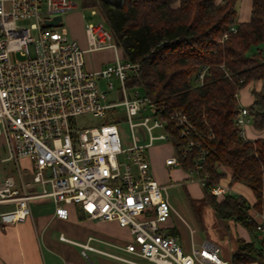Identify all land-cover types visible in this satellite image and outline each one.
<instances>
[{
  "label": "built area",
  "instance_id": "2783aa9c",
  "mask_svg": "<svg viewBox=\"0 0 264 264\" xmlns=\"http://www.w3.org/2000/svg\"><path fill=\"white\" fill-rule=\"evenodd\" d=\"M76 6L71 0H0V224L9 215L24 222L34 201L49 200L61 220L69 219L70 206H78L90 220L127 228L131 240L120 248L130 258L99 252L129 264H232V256L224 257L213 241L192 244L186 252L166 227L176 211L168 186L153 174L149 151L157 144L174 149L170 125L184 144L165 159L166 168H182L186 180L208 187L218 199L228 192L221 178L211 179L197 132L183 112L166 114L143 88L129 91L138 87L128 79L140 65L123 58L108 26L86 25V49L66 38L63 17ZM58 16L57 26L47 25ZM236 31L229 26L223 39ZM96 50H113L114 59L91 71L84 55ZM207 73L201 66L195 84L202 85ZM111 79L120 87L115 97ZM249 123L248 107L240 104L243 138ZM188 158L194 165L184 167L182 159ZM218 169L222 178L230 173L223 164ZM257 230H264L262 223ZM82 249L83 255L95 250L88 243Z\"/></svg>",
  "mask_w": 264,
  "mask_h": 264
},
{
  "label": "trees",
  "instance_id": "16d2710c",
  "mask_svg": "<svg viewBox=\"0 0 264 264\" xmlns=\"http://www.w3.org/2000/svg\"><path fill=\"white\" fill-rule=\"evenodd\" d=\"M83 3L101 10L123 58L140 65L128 85L143 88L164 113L177 110L186 114L197 132L194 139L207 151L205 167L211 179L217 181L223 176L218 164L229 168L231 183L247 185L256 198L254 209L264 215V138H243L237 125L240 90L264 77V58L259 49L264 40V0H252L247 22L237 21L238 0ZM231 25L237 31L228 32L223 39ZM201 66H207L208 73L203 84L196 85ZM252 94L250 123L262 130L264 88ZM170 126L172 144L179 152L184 141ZM182 163L184 167L194 165L189 158L182 159ZM203 193L222 223L234 221L255 236L258 223L250 215L245 198L227 194L219 200L208 187ZM259 261L264 264V237L259 239V246L254 241H237L232 264Z\"/></svg>",
  "mask_w": 264,
  "mask_h": 264
},
{
  "label": "crops",
  "instance_id": "0c3cea01",
  "mask_svg": "<svg viewBox=\"0 0 264 264\" xmlns=\"http://www.w3.org/2000/svg\"><path fill=\"white\" fill-rule=\"evenodd\" d=\"M216 1L219 3L222 0ZM237 8V21H249L252 0H238ZM262 88H264L262 80L251 81L240 90L239 103L248 107L254 101L252 92L260 91ZM245 138L249 140L264 138V129L257 130L249 123L245 127ZM162 146L156 145L151 149L153 154L151 153L150 161L153 174L160 183L168 186L167 193L169 187L175 184H181L184 187L188 203L185 213H188L194 221L199 219L198 229L205 235V238L200 237L195 240L196 229L182 217L176 204L171 202L168 193L176 212L172 214L166 227L171 233L180 237L184 250L190 252L192 244L200 245L204 241H211L212 238L216 240V231H213L210 222L214 221L217 225L219 220H214L216 217L213 218L209 211L211 217L206 225L204 219L190 208L193 201L205 199L203 188L196 182L186 180L187 176L182 168L172 170L166 168L165 159L169 155H159L155 151ZM173 150L171 147V153ZM172 175H176V178L173 179ZM231 179V170L225 177H221V183L228 187L227 194H237L245 198L250 205V215L257 223H262L264 226V215L254 209L256 198L252 190L244 183H231ZM189 188L193 191L197 188L200 196L192 195ZM54 210L55 206L51 201L36 200L31 204V216L24 222H16L11 215L4 217L3 223L0 224V264H129L99 252L130 258V254L120 248L131 240L127 228H122L113 221L90 220L78 206H70L68 220L57 218ZM223 227L228 232L232 231L235 236L239 235L245 241H251L250 233L241 224L229 221ZM61 236L65 240H62ZM86 243L95 250H87L86 255H83L82 244Z\"/></svg>",
  "mask_w": 264,
  "mask_h": 264
},
{
  "label": "rangeland",
  "instance_id": "374dc122",
  "mask_svg": "<svg viewBox=\"0 0 264 264\" xmlns=\"http://www.w3.org/2000/svg\"><path fill=\"white\" fill-rule=\"evenodd\" d=\"M71 1L74 2L77 6L73 10L67 12L63 17V27L66 30V38L68 40L77 41V43L83 49H86L88 46L86 25L88 23H103L104 25L107 26V23L105 21V18L101 10L98 7H86L84 6L83 0H71ZM93 10H96L97 13L93 14L92 13ZM29 23L30 22H27V24ZM255 49L256 47H253L252 51H254ZM259 49L264 58V40L259 45ZM84 56H85L86 68L88 70L93 71V70H98L104 67L109 62H111L114 59V52L113 50L86 51ZM111 80L114 82V86L110 95L112 97H115V91H118L120 87L117 80L114 79ZM261 80L263 82V87H264V77ZM107 81L108 80H104L103 82H101V86L105 87V83ZM135 90H139L141 92V87L138 86L136 88L129 89V91H135ZM86 121L87 122L89 121L90 123H94V124L100 122L99 119H90V118L86 119ZM121 127L123 129L125 141L129 142L130 133L127 124L123 123ZM170 148L171 146L169 144H165L162 146V148H159L155 151L159 155L166 156L167 154L168 155L171 154ZM149 152L151 157L152 150H150ZM22 163L24 166L30 165L28 161H23ZM172 177L173 179H175L176 175H172ZM189 190L192 193V195L200 196V192L197 188L194 191L191 190V188H189ZM168 193L170 195L171 202L176 204V207L180 212V214L182 215V217L186 219V221L190 224L192 228L196 229L195 240H197L200 237L205 238L204 233H201V231L198 229L199 219L194 221L193 219L190 218L188 213H185V209L188 203H187V196L184 187H182L181 184H175L169 187ZM190 208L194 210L195 214L197 212V214L204 219L206 225L209 223V219L211 216L213 218L214 216L217 218L216 214H214V211L212 210V206L209 204V202L206 199H202L201 201H193ZM209 211L211 212V216L209 215L210 213ZM216 218L214 220H219L218 218L217 219ZM210 224L212 226L213 231L214 232L216 231L215 236L217 237L216 240L212 238L211 241L221 246V248L223 249V254L226 258H231V256L234 254L236 250L237 241L242 240L243 238L241 239L239 235L235 236V234L232 231L228 232V230L225 229V227H223L225 222L220 223L219 220V224L221 226L219 224L216 225L214 221H211ZM255 236L251 235V241H254V244L256 246H259V239L264 237V230L263 231L257 230ZM251 264H261V263L259 261V262H253Z\"/></svg>",
  "mask_w": 264,
  "mask_h": 264
},
{
  "label": "water",
  "instance_id": "95a60500",
  "mask_svg": "<svg viewBox=\"0 0 264 264\" xmlns=\"http://www.w3.org/2000/svg\"><path fill=\"white\" fill-rule=\"evenodd\" d=\"M105 1H107V0H105ZM117 2H119V1H117ZM61 20V16H58V17H56L54 20H51V21H48L47 22V25L48 26H57L58 25V22Z\"/></svg>",
  "mask_w": 264,
  "mask_h": 264
},
{
  "label": "bare ground",
  "instance_id": "6f19581e",
  "mask_svg": "<svg viewBox=\"0 0 264 264\" xmlns=\"http://www.w3.org/2000/svg\"><path fill=\"white\" fill-rule=\"evenodd\" d=\"M107 1H111V2H117L118 0H107Z\"/></svg>",
  "mask_w": 264,
  "mask_h": 264
}]
</instances>
